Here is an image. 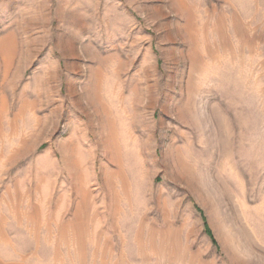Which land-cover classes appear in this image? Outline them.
<instances>
[{
	"label": "rangeland",
	"instance_id": "obj_1",
	"mask_svg": "<svg viewBox=\"0 0 264 264\" xmlns=\"http://www.w3.org/2000/svg\"><path fill=\"white\" fill-rule=\"evenodd\" d=\"M0 264H264V0H0Z\"/></svg>",
	"mask_w": 264,
	"mask_h": 264
}]
</instances>
